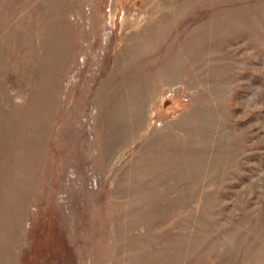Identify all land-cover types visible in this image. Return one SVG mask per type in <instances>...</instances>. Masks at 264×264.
<instances>
[{"label":"rangeland","instance_id":"374dc122","mask_svg":"<svg viewBox=\"0 0 264 264\" xmlns=\"http://www.w3.org/2000/svg\"><path fill=\"white\" fill-rule=\"evenodd\" d=\"M0 264H264V0H0Z\"/></svg>","mask_w":264,"mask_h":264},{"label":"bare ground","instance_id":"6f19581e","mask_svg":"<svg viewBox=\"0 0 264 264\" xmlns=\"http://www.w3.org/2000/svg\"><path fill=\"white\" fill-rule=\"evenodd\" d=\"M66 49V48H65ZM68 49V48H67ZM69 52V51H68ZM63 53H65L64 51H63ZM67 58V57H66Z\"/></svg>","mask_w":264,"mask_h":264}]
</instances>
